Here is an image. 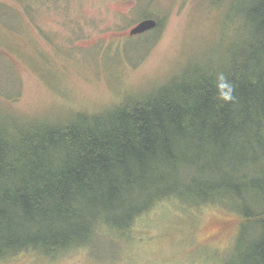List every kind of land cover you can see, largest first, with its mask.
<instances>
[{"label":"trees","instance_id":"trees-1","mask_svg":"<svg viewBox=\"0 0 264 264\" xmlns=\"http://www.w3.org/2000/svg\"><path fill=\"white\" fill-rule=\"evenodd\" d=\"M193 1L217 43L175 72L94 111H0L1 260L89 247L176 198L234 214L245 264H264V0ZM147 17L134 49L158 37Z\"/></svg>","mask_w":264,"mask_h":264},{"label":"rangeland","instance_id":"rangeland-1","mask_svg":"<svg viewBox=\"0 0 264 264\" xmlns=\"http://www.w3.org/2000/svg\"><path fill=\"white\" fill-rule=\"evenodd\" d=\"M0 4L7 11L0 13V48L13 55L0 49V111L8 116L12 108L28 114L45 109L52 114L62 107L98 110L175 72L190 55L217 43L211 38L212 12L193 0ZM154 11L163 15L156 41L134 49L137 38L153 29L138 35H129V29ZM236 222L221 207H190L168 198L127 230H103L89 247L46 257L22 253L0 264H245V233L235 237Z\"/></svg>","mask_w":264,"mask_h":264},{"label":"water","instance_id":"water-1","mask_svg":"<svg viewBox=\"0 0 264 264\" xmlns=\"http://www.w3.org/2000/svg\"><path fill=\"white\" fill-rule=\"evenodd\" d=\"M157 26V20L154 18H143L128 31L129 35H138L150 31Z\"/></svg>","mask_w":264,"mask_h":264},{"label":"clouds","instance_id":"clouds-1","mask_svg":"<svg viewBox=\"0 0 264 264\" xmlns=\"http://www.w3.org/2000/svg\"><path fill=\"white\" fill-rule=\"evenodd\" d=\"M225 98H228V97H225Z\"/></svg>","mask_w":264,"mask_h":264}]
</instances>
